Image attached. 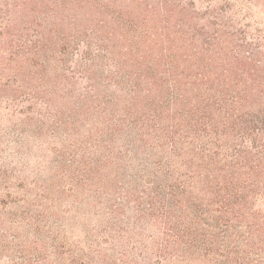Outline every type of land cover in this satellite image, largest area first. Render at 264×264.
<instances>
[{"label": "rangeland", "instance_id": "rangeland-1", "mask_svg": "<svg viewBox=\"0 0 264 264\" xmlns=\"http://www.w3.org/2000/svg\"><path fill=\"white\" fill-rule=\"evenodd\" d=\"M40 1L0 0V264H143L141 255L156 250L160 224L141 209L154 204L155 212L184 168L169 166L165 173L154 164L168 160L148 147L147 120L137 122L135 142L126 129L106 131L108 115L115 126L125 124L118 120L125 119L124 99L131 97L115 66L87 60L83 44L64 54L60 45L37 48L38 59L25 52V41L40 40L63 14L58 0ZM95 2L133 9L140 25L165 23L152 57L170 51L188 54L191 62L214 61L224 106L264 108V0ZM73 7L69 2L66 9ZM75 11L80 20L86 8ZM140 79L133 97L145 94L147 76ZM258 83L259 93L253 91ZM186 189L199 194V188ZM166 264L210 263L190 258Z\"/></svg>", "mask_w": 264, "mask_h": 264}, {"label": "trees", "instance_id": "trees-1", "mask_svg": "<svg viewBox=\"0 0 264 264\" xmlns=\"http://www.w3.org/2000/svg\"><path fill=\"white\" fill-rule=\"evenodd\" d=\"M69 2L74 7L66 9ZM27 3L39 5L41 1L25 0V6ZM58 3L63 12L58 22L45 35L40 32V40L25 41V52L38 59L37 48L43 51L45 46L60 45L59 52L64 54L83 44L81 53L87 60L97 58L108 69L115 66L116 75L121 77L119 84L131 97L124 99L128 105L122 112L125 119L118 120L125 124L115 126L109 119L113 115H108L105 120L110 127L104 123L106 131L113 134L126 129L127 134L133 133L135 142L137 122L147 120L151 124L150 132L144 134L148 147L164 151L168 160L154 164L165 173L169 166L184 168L181 181L168 186L169 192L155 212L154 204L141 209L159 221L160 231L153 239L156 250L150 257L138 254L140 262L166 264L172 259L184 263L203 258L210 264H264V108L224 106L216 89L212 60L200 64L191 62L184 53L169 51L164 56L163 50L161 57H152L151 50L162 36L158 32H165V23L159 27L140 25L134 21L138 14L133 9L109 8L101 2L92 5V0ZM82 8L86 13L77 20L75 10ZM107 18L114 24L109 25ZM64 25L72 30L65 33ZM168 43L173 48L172 42ZM83 71L88 70L83 67ZM144 76L145 94L133 97L139 94L135 88ZM259 85L253 91L261 92ZM138 100L142 105L136 111ZM108 102L113 100L105 99ZM103 104H96V109ZM152 132L162 138L153 141ZM145 183H151L150 179ZM185 186L199 188L200 195Z\"/></svg>", "mask_w": 264, "mask_h": 264}]
</instances>
